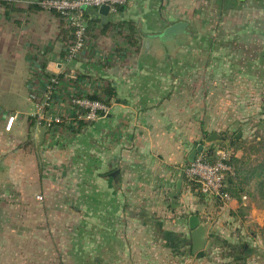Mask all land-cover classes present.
Here are the masks:
<instances>
[{
    "label": "crops",
    "instance_id": "0c3cea01",
    "mask_svg": "<svg viewBox=\"0 0 264 264\" xmlns=\"http://www.w3.org/2000/svg\"><path fill=\"white\" fill-rule=\"evenodd\" d=\"M85 10L84 48L64 62L70 33L58 14L33 0H0V264H219L204 249L239 207L264 225V162L247 164L244 140L264 112V0ZM128 22L135 45L125 39ZM178 23L181 32L163 40ZM69 71L77 80L66 79ZM56 74L60 105L71 95L103 96L105 87L113 95L104 115L56 137L44 130L39 142L31 92ZM211 132L231 145L228 189L258 184L227 202L195 194L183 173ZM203 202L216 204L212 222L198 215L208 239L186 255L187 218Z\"/></svg>",
    "mask_w": 264,
    "mask_h": 264
},
{
    "label": "built area",
    "instance_id": "2783aa9c",
    "mask_svg": "<svg viewBox=\"0 0 264 264\" xmlns=\"http://www.w3.org/2000/svg\"><path fill=\"white\" fill-rule=\"evenodd\" d=\"M131 0H38L41 9L58 14L69 30L70 37L63 49V61L68 62L80 56L86 41V16L84 9L107 5L109 12H116L118 6H124ZM68 81L77 80L74 71L65 76ZM60 85L59 76L52 75L43 80L39 87H34L31 99L34 101V120L44 125L50 136L56 137L64 131H73L81 123H90L108 111V104L103 100L89 98L87 95H71L66 105H60L55 96ZM14 115L8 117L5 129L9 130ZM231 150L228 146H215L212 156L199 152L192 161L183 167L188 180L197 182L202 192L212 199L226 201L230 193L226 190L227 180L235 175L230 161ZM37 198H41L40 195Z\"/></svg>",
    "mask_w": 264,
    "mask_h": 264
},
{
    "label": "rangeland",
    "instance_id": "374dc122",
    "mask_svg": "<svg viewBox=\"0 0 264 264\" xmlns=\"http://www.w3.org/2000/svg\"><path fill=\"white\" fill-rule=\"evenodd\" d=\"M18 105L22 109L29 108V103H26L25 101H20ZM250 123H252L253 127L248 130L247 136L244 139L245 141L247 138L250 140V143L245 145V147H247L245 151L248 152L246 155L248 165L257 164L258 161L264 162V112L262 118L259 117L254 120H250ZM203 143L206 144V146L202 151L203 153H207L209 155H213L212 150H214L215 146H231L230 142H228L229 144H226L216 140L210 142L203 140ZM210 143L212 144L210 145ZM30 148L34 151V153H32L37 156L40 152V147L36 144V139L31 141ZM249 153L254 155H250ZM60 155L63 157L65 156L64 153H60ZM31 156L33 155L31 154ZM236 178L238 179V176H236ZM246 185L249 188H236L235 191L229 187L228 192L231 196H238L243 193L247 194L254 185L258 186L256 182ZM227 201L228 200L224 202ZM257 202V204L264 206V200H257ZM212 204L215 203L203 202V206L199 214L196 212V214L201 215V217H203V221H206L207 223L212 222V219L215 217ZM244 220H246L248 224H244V228L242 229V221ZM250 220L244 210V207H239L234 216H231L228 221H224V223L228 224L225 232L221 233L219 236L214 235V239H211L209 244L206 246L207 249H204V252L210 258L209 261L213 262L215 260L218 261L219 264H264V225L260 227L256 222ZM237 245L240 246V248H238ZM242 245L246 246L245 252L243 253L241 251ZM189 253V250L186 249V255H190ZM242 258H244L243 262L241 261Z\"/></svg>",
    "mask_w": 264,
    "mask_h": 264
},
{
    "label": "water",
    "instance_id": "95a60500",
    "mask_svg": "<svg viewBox=\"0 0 264 264\" xmlns=\"http://www.w3.org/2000/svg\"><path fill=\"white\" fill-rule=\"evenodd\" d=\"M98 12L106 16L109 13V8L107 5H100L98 7ZM182 30V25L180 23L174 24L170 27H168L164 34L161 36L163 40L165 39H172L174 34H177L178 32H181ZM44 130L45 127L44 125H40L38 127V134L37 138L39 139V142H41L42 137L44 135ZM217 138V134L215 132H211L207 137L206 141L210 142L214 139ZM203 149V144H198L196 145L195 148H193L188 156L189 161H192L193 158L201 152ZM112 176H114L115 172L110 173ZM187 224H188V229L190 232V251L192 254H196L198 251H200L204 245L207 242V235H206V227L205 225L200 222V219L197 214H189L187 218Z\"/></svg>",
    "mask_w": 264,
    "mask_h": 264
},
{
    "label": "trees",
    "instance_id": "16d2710c",
    "mask_svg": "<svg viewBox=\"0 0 264 264\" xmlns=\"http://www.w3.org/2000/svg\"><path fill=\"white\" fill-rule=\"evenodd\" d=\"M1 1L3 3H5L6 1H11V0H1ZM33 1H34V4L36 6H38V4L36 3L38 0H33ZM120 7H122V6H118L117 7V10ZM84 12H85V16H86V10L85 9H84ZM88 21H90V23L92 22L91 20H88ZM88 21H87V26H86V33H88V31H90L89 30L90 29V26H88ZM91 25H92V23H91ZM127 30H128V32L125 35V39H126L127 43L129 45H135V43H136V39L134 38L135 28H134V25L131 22H128L127 23ZM102 94H103V96H98V95H95V94H93V95H87V96L89 98L103 100L104 102L108 103L109 100L112 98V95H113L112 92H111V90L108 87H105L103 89ZM30 125H33V122L32 121H31ZM212 152L214 153V150H212ZM205 154H207V153H205ZM207 155L208 156H212V155H209V154H207ZM187 183H188L189 187L191 188V190H193L195 192V194L199 195L200 197H202L204 195V193L201 190L200 185L197 182H195L193 180H188L187 179ZM226 190L228 191V187H226ZM216 200L217 201H221L218 198H216ZM237 247L240 248V246H238V245H237ZM241 247H242V249H241L242 253L245 252L246 246L245 245H242ZM189 252H190V250H189ZM241 261L243 262L244 261V258H242Z\"/></svg>",
    "mask_w": 264,
    "mask_h": 264
}]
</instances>
